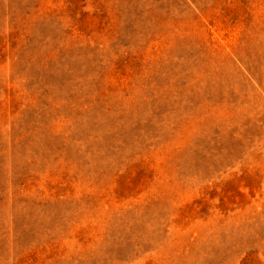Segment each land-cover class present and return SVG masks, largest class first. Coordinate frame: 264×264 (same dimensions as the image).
I'll return each instance as SVG.
<instances>
[{
	"label": "rangeland",
	"instance_id": "374dc122",
	"mask_svg": "<svg viewBox=\"0 0 264 264\" xmlns=\"http://www.w3.org/2000/svg\"><path fill=\"white\" fill-rule=\"evenodd\" d=\"M0 264H264V0H0Z\"/></svg>",
	"mask_w": 264,
	"mask_h": 264
}]
</instances>
